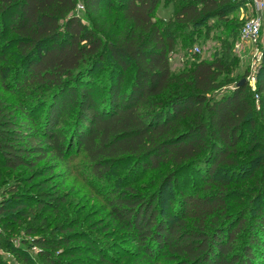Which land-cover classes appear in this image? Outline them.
Returning <instances> with one entry per match:
<instances>
[{"label":"trees","instance_id":"obj_1","mask_svg":"<svg viewBox=\"0 0 264 264\" xmlns=\"http://www.w3.org/2000/svg\"><path fill=\"white\" fill-rule=\"evenodd\" d=\"M160 1L0 0V84L7 90L14 86V92L26 97L18 112L0 98V168L33 169L42 160H62L74 145L100 179L125 159L134 162L127 177L132 182L165 165L182 170L201 162L205 168L199 170L208 178L223 164L240 167L236 160L246 131L260 122L264 128V50L255 92L246 84L215 99L209 95L220 86L218 78L225 69L217 52L177 74L172 72L169 54L177 44L175 26L223 21L244 0H177L173 28L153 19ZM78 4L87 17L96 19L94 23L103 9L119 13L117 30L108 41L75 13ZM241 26L234 25L230 37L228 31L223 36L225 47L233 52ZM10 49L18 58L15 67L8 63ZM107 58L117 72L132 69L133 78L127 92L121 93L123 76H119L101 98L82 80L86 71L102 72ZM254 93L259 95L257 103ZM33 100L35 108L45 106L40 126L28 110L27 102ZM249 138L245 154H259L245 163L251 168L249 189L263 191L264 141L253 131ZM260 166L261 181L254 175ZM164 182L172 184L173 177H165ZM114 192L108 216L120 223L140 258L176 264H264V202L249 194L247 206L252 209L257 202L254 212L248 213L244 205L245 211L228 213L229 189L224 184L201 195L180 192L167 210L154 203L157 194L140 196L130 184ZM35 204L37 209L46 205ZM24 209L23 200L14 199L0 204V215ZM73 227L60 232L58 246L75 239L78 232ZM43 242L37 237L32 243L54 263ZM11 245L0 226V246L12 247L18 261L27 264ZM100 262L117 264L104 255ZM0 264L11 263L0 258Z\"/></svg>","mask_w":264,"mask_h":264},{"label":"rangeland","instance_id":"obj_2","mask_svg":"<svg viewBox=\"0 0 264 264\" xmlns=\"http://www.w3.org/2000/svg\"><path fill=\"white\" fill-rule=\"evenodd\" d=\"M233 2L239 0H232ZM177 0H161L153 13L155 22L168 24L173 28V14ZM250 10L243 5L234 8L228 15V19H210L203 25L193 28H179L175 26L177 44L173 52L169 54V61L172 72L177 74L190 69L199 60H210L214 52L224 60L225 69L221 72L218 83L220 86L212 92L210 97L215 99L223 92L236 87L243 75L249 70L251 54L247 50L245 55H240L226 48L223 41L228 31L232 32L234 25L240 26L250 16ZM75 13L89 26L99 31L103 41L109 40V34L117 30L118 12L116 10L103 9L101 18L96 23L93 18L85 15L80 4L77 5ZM237 28H235V31ZM230 41V39H229ZM198 48L196 54H192ZM8 63L16 65L18 58L13 49L9 50ZM89 69V68H88ZM117 67L109 58L105 60L104 70L101 72H84L86 75L82 82L87 83L86 88L93 94L103 98L106 97L108 84L116 82L119 76H123L121 93L127 92L133 78V70L130 69L123 74L117 72ZM258 71V70H257ZM247 84V83H246ZM0 98L5 99L10 107H18L21 100L26 97L23 94L14 92V86L10 90L0 84ZM254 101H257L254 98ZM28 110L33 113L34 120L38 121L37 126L45 114V106L39 108L35 101L27 102ZM32 108V109H31ZM260 122V126L262 127ZM256 126L246 131L244 139L239 148L240 156L237 163L240 167L219 166L211 178L204 177L201 170L205 165L201 162H194L189 167L176 169L173 165H165L159 169H152L142 174L140 178L132 182L127 177L130 174L134 162L130 159L119 161L111 174L105 178H98L91 172V166L84 152L72 146L71 151L62 160L50 158L42 160L34 166L17 167L15 170L6 167L0 168V204L6 205L14 199H22L24 210H9L0 215V226L3 227L4 235L9 237L11 246L15 247L18 253H22L28 260L27 264H102L100 257L103 255L112 263L117 264H176L167 260L148 261L140 258L136 246L131 243L120 223L111 220L108 216L111 196L117 189H122L126 184L134 187L135 191L144 197L156 195L158 208L167 210L176 204L180 192L204 194L216 188V184H224L229 189V210L228 213H240L241 211L254 212L247 206L250 195L251 199L264 202V190L251 192V168L245 167V163L254 156L245 154L251 142L249 133L257 134L261 141H264V128ZM260 153L262 151H259ZM197 167V168H195ZM263 166H260L254 173L257 179L260 178ZM172 176V184L166 185L165 177ZM128 181V182H127ZM249 184V187L247 186ZM162 185H166L163 186ZM262 189L261 186H259ZM12 191H15L12 193ZM65 199V202H62ZM5 201V202H4ZM44 202V208L37 209L35 202ZM57 203H60L56 205ZM261 203H259L260 205ZM246 205L245 208L243 206ZM172 206V207H171ZM240 211V212H239ZM248 215V214H246ZM14 216V218H13ZM16 216V218H15ZM74 240L66 245L59 244L61 231L67 226H72ZM28 230L34 232L28 233ZM41 237L46 251L55 259L54 263L44 257L33 239ZM71 237V238H73ZM13 248L0 246V258L3 261H18V258L11 251ZM41 251V253H40ZM5 252L13 254L10 260ZM20 261V260H19Z\"/></svg>","mask_w":264,"mask_h":264},{"label":"built area","instance_id":"obj_3","mask_svg":"<svg viewBox=\"0 0 264 264\" xmlns=\"http://www.w3.org/2000/svg\"><path fill=\"white\" fill-rule=\"evenodd\" d=\"M244 5H249L253 9V13L248 16L242 23L238 40L234 43V51L237 54L245 55L248 50L251 54V63L249 70L245 76L248 87L255 92L256 90V73L262 61L264 50V0H244ZM195 48L193 52H198ZM254 97L258 100L259 95L254 93ZM10 260H14L10 253H5ZM14 264H22L14 261Z\"/></svg>","mask_w":264,"mask_h":264},{"label":"water","instance_id":"obj_4","mask_svg":"<svg viewBox=\"0 0 264 264\" xmlns=\"http://www.w3.org/2000/svg\"><path fill=\"white\" fill-rule=\"evenodd\" d=\"M246 85V80L245 78H242L240 81H238L236 87L244 86Z\"/></svg>","mask_w":264,"mask_h":264},{"label":"crops","instance_id":"obj_5","mask_svg":"<svg viewBox=\"0 0 264 264\" xmlns=\"http://www.w3.org/2000/svg\"><path fill=\"white\" fill-rule=\"evenodd\" d=\"M246 7L250 10L249 12L252 14L253 13V9L251 8V6L246 5Z\"/></svg>","mask_w":264,"mask_h":264}]
</instances>
